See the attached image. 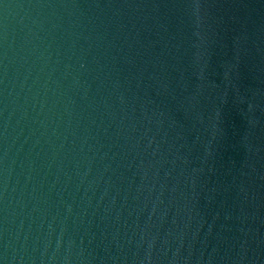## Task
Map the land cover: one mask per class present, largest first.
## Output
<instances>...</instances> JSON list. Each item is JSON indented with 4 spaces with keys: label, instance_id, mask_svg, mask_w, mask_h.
Segmentation results:
<instances>
[{
    "label": "water",
    "instance_id": "obj_1",
    "mask_svg": "<svg viewBox=\"0 0 264 264\" xmlns=\"http://www.w3.org/2000/svg\"><path fill=\"white\" fill-rule=\"evenodd\" d=\"M0 264H264V0H0Z\"/></svg>",
    "mask_w": 264,
    "mask_h": 264
}]
</instances>
